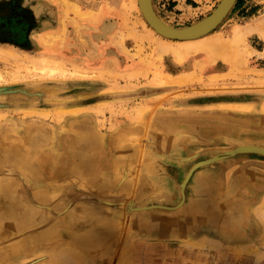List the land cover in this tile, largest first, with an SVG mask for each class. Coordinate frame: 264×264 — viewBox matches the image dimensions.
Here are the masks:
<instances>
[{
    "label": "rangeland",
    "instance_id": "1",
    "mask_svg": "<svg viewBox=\"0 0 264 264\" xmlns=\"http://www.w3.org/2000/svg\"><path fill=\"white\" fill-rule=\"evenodd\" d=\"M133 1L0 0V148L20 143L34 158L23 171L0 165V187L16 184L31 199L53 191L59 212L79 206L109 216L115 207L117 264H264V156L228 155L264 147V0H238L215 32L191 43L159 34ZM221 1L153 3L166 23L183 29ZM35 133L37 145L21 141ZM132 150L145 157L143 168H159L150 177L156 193L142 194L139 205L116 196L70 198L86 192L61 167L87 157L104 166ZM213 156L224 162L195 170L182 185L194 163ZM120 169L103 175L124 186L134 172ZM209 176L219 179L202 192ZM154 214L164 219L157 223ZM21 239L0 230L7 255L10 248L15 257L26 253ZM71 243L84 264L100 261L99 248ZM26 254L18 264L52 257L49 250Z\"/></svg>",
    "mask_w": 264,
    "mask_h": 264
},
{
    "label": "bare ground",
    "instance_id": "2",
    "mask_svg": "<svg viewBox=\"0 0 264 264\" xmlns=\"http://www.w3.org/2000/svg\"><path fill=\"white\" fill-rule=\"evenodd\" d=\"M133 2H135V5L138 7V0H134ZM154 30L151 31L154 33ZM204 38L205 37L181 42L191 43ZM97 62H99V60ZM38 140V135L35 133L32 136H25V140L23 137L21 141L37 145ZM80 141L82 144L86 142L82 136L80 137ZM245 147L264 150L262 146L249 145L237 148L229 152L228 155L244 154L241 151ZM78 150L81 151L83 149L80 148ZM183 153L185 152L183 151ZM250 153L255 154L252 153V151H250ZM144 160L145 157L139 150H132L127 153L121 151L119 154L113 156L112 159L106 160L104 166H102L100 162H95L87 157L78 165L61 167L60 174H66L72 177L73 181L77 182L76 184L80 191L86 192L85 195L75 193L74 191L71 192L70 198H72V200L75 198L76 201L89 198H96V200H98L96 196L107 198H114L116 196L120 200L131 201L135 205H139L137 200L140 199L142 194L156 193L158 191L157 183L150 181V177L152 173L157 172L159 168H143L142 164ZM139 161L140 163L138 165H141V167L138 170L136 167ZM221 162H224V160H221V157L218 156L197 161L192 165L182 185H186L189 175L195 170L199 171ZM0 163V165L3 166L6 164L18 167L16 168L18 171H23L21 168H30L34 164V158L22 149L20 143L6 142L3 147L0 148ZM125 166L130 167L134 172V176L124 186L122 184H116L113 180L105 178L103 175L109 172H117V170L120 172V168ZM218 179L219 176L204 178L201 182V191L212 192L213 187H215V180ZM146 180L148 181L146 182ZM112 193L115 194L112 195ZM27 195L28 194L16 184L9 183L0 187V230L5 229L7 239H11L14 235L19 234L20 237H23L19 244L26 247V253L31 255L38 250H49V252L52 253V257L46 264H84V257H79L73 252V247L69 245H73L71 242H74L78 248L80 246L82 247L84 244L99 248L96 249L97 251L100 250L99 253L96 252L94 254L100 261L94 264L118 263L117 245L120 243L119 232L121 225L118 223L117 213L115 211L117 209H115V207L111 209L112 212L109 216L98 213L94 208L87 207V209L81 210L79 206L75 207L76 209L73 208L70 212L68 209H62V211L59 212L58 210L63 207V204L61 199H58L55 192L50 191V193L47 194L40 193L36 199H31V196ZM182 205L183 203L181 202L179 205L171 206L173 208L170 209L172 211L179 210ZM197 205H200V202H198ZM144 208L153 210L154 207L141 206L140 209ZM192 210L193 209H191V211ZM193 211H195V209ZM153 217L157 223H160V221L164 219L161 214H154L151 218L153 219ZM48 219H50L49 222L42 224V221ZM39 225L42 226L39 227ZM36 226H38V228L35 229L34 227ZM161 230H164V228L162 227ZM190 230L191 228L188 227V231ZM34 240H39L40 243H35ZM62 246L68 247L66 249L58 248ZM103 248H110L111 251L101 253V249ZM10 252L11 254L7 255L4 249L0 248V264H18L22 258H25L27 255L21 252L19 256L15 257V252L12 248H10ZM43 259L42 257L35 262H40ZM33 264L35 263L33 262Z\"/></svg>",
    "mask_w": 264,
    "mask_h": 264
},
{
    "label": "water",
    "instance_id": "3",
    "mask_svg": "<svg viewBox=\"0 0 264 264\" xmlns=\"http://www.w3.org/2000/svg\"><path fill=\"white\" fill-rule=\"evenodd\" d=\"M141 10L149 24L162 36L176 41H189L206 37L217 30L233 10L238 0H222L214 12L202 21L187 27L176 28L166 23L156 12L153 0H139ZM264 156V150L243 148L242 153Z\"/></svg>",
    "mask_w": 264,
    "mask_h": 264
}]
</instances>
